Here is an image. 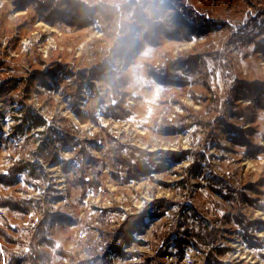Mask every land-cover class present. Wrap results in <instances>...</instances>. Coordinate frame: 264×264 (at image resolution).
Wrapping results in <instances>:
<instances>
[{
	"label": "rangeland",
	"instance_id": "1",
	"mask_svg": "<svg viewBox=\"0 0 264 264\" xmlns=\"http://www.w3.org/2000/svg\"><path fill=\"white\" fill-rule=\"evenodd\" d=\"M212 253L264 264V0H0V264Z\"/></svg>",
	"mask_w": 264,
	"mask_h": 264
},
{
	"label": "trees",
	"instance_id": "2",
	"mask_svg": "<svg viewBox=\"0 0 264 264\" xmlns=\"http://www.w3.org/2000/svg\"><path fill=\"white\" fill-rule=\"evenodd\" d=\"M50 8H51V6H47L46 8H43V10H44V12H48V10H50ZM97 10L96 9L88 8L86 6L82 7L80 5H74V6L68 5V11H67L66 17H68V18H70L72 20L81 19L82 24H79V26H83V25H85V23L87 21V17H90V15L92 13H96L97 14ZM51 11H52V13H50ZM53 11H55V9H51L48 13H50V15H54L55 13ZM56 11H57V13H56L57 16H59V15L62 16L63 15V13L59 12V10L56 9ZM48 13L46 15H48ZM175 18L177 19V21L180 22V24L183 21H188V20L191 21V17H186V16H184V14L181 15L179 13L175 14ZM116 85L117 84H116V81L115 80H112L110 82V86L112 88L115 89L116 88L115 87ZM39 125H42V124H36L35 127H39ZM142 169H143V165H137L132 170L138 171V170H142ZM2 207L3 208H11L12 210H24V211H27L28 210L27 207L23 206V204L21 205V203H19V202H16L15 203L14 201H10V200H4V204H3ZM238 221H239V217H238V219H236V222L239 224ZM245 223H247V222H245ZM244 228H245V234L247 236V241H248L249 246L250 247H253V248L259 247L260 244L257 243V239L255 238V236H252V234H253V226H252V224L251 223H247L244 226ZM41 234H42V231H41ZM41 234H40V239L43 240V241H47L46 238H45V236H43V238H42ZM216 239L217 238L214 237L213 241H215ZM183 242H184V240L180 244H182ZM216 251H217L216 255H223L224 254V252H221L222 250H216ZM34 253H35V255H37V259H39V260L45 255L44 252H40V251H36V252L34 251ZM211 256H212V258L214 260V264H222V263H220V261H218V260H216V258H214V254L213 253H212ZM36 261H38V260H35V262ZM31 263H34V261L31 262ZM11 264H30V263L28 261L21 262L19 260L18 261L17 260H14Z\"/></svg>",
	"mask_w": 264,
	"mask_h": 264
},
{
	"label": "built area",
	"instance_id": "3",
	"mask_svg": "<svg viewBox=\"0 0 264 264\" xmlns=\"http://www.w3.org/2000/svg\"><path fill=\"white\" fill-rule=\"evenodd\" d=\"M18 118H20V117H18ZM20 125H21V124H19V126H20ZM43 125H44V124H42V125H39V127H35V126H36V124H35V125L33 124L32 128H35V129H37V130H38V129H40L41 127H43ZM38 132H44V131H41V130H39ZM175 233H176V232H175Z\"/></svg>",
	"mask_w": 264,
	"mask_h": 264
}]
</instances>
